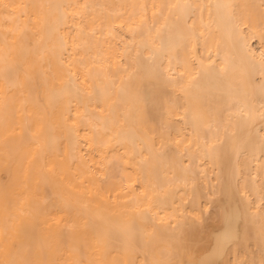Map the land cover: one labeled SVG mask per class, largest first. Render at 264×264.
<instances>
[{
    "label": "bare ground",
    "instance_id": "6f19581e",
    "mask_svg": "<svg viewBox=\"0 0 264 264\" xmlns=\"http://www.w3.org/2000/svg\"><path fill=\"white\" fill-rule=\"evenodd\" d=\"M0 264H264V0H0Z\"/></svg>",
    "mask_w": 264,
    "mask_h": 264
}]
</instances>
